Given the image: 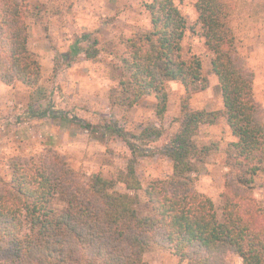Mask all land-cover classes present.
I'll return each instance as SVG.
<instances>
[{
  "label": "trees",
  "instance_id": "obj_1",
  "mask_svg": "<svg viewBox=\"0 0 264 264\" xmlns=\"http://www.w3.org/2000/svg\"><path fill=\"white\" fill-rule=\"evenodd\" d=\"M182 1L145 4L150 28L125 40L119 60L127 107L152 96L161 125L168 107L165 85L179 83L185 92L174 133L151 126L138 136L139 143L165 140L169 173L143 186L136 174L139 148L119 129L113 131L133 155L112 179L95 175L83 181L51 150L9 160L10 180L0 184V264H149L145 254L152 250L185 264H231L234 256L241 264H264V205L254 196L255 179L264 173V111L253 97L254 73L235 47L232 2L193 0L222 101L220 109L208 111L189 104L208 79L197 58L181 55L188 29ZM34 16L24 0H0V82L6 86L32 89L41 80L28 46L27 20ZM84 55L95 60L98 52ZM221 120L233 139L225 150L217 209L197 192L195 175L219 146H201L196 138L201 127ZM140 194L149 209L144 215L137 211Z\"/></svg>",
  "mask_w": 264,
  "mask_h": 264
},
{
  "label": "rangeland",
  "instance_id": "obj_2",
  "mask_svg": "<svg viewBox=\"0 0 264 264\" xmlns=\"http://www.w3.org/2000/svg\"><path fill=\"white\" fill-rule=\"evenodd\" d=\"M24 1L35 14L27 20L28 46L41 66V80L32 89L21 83L6 86L0 82V184L10 180L9 160L36 158L47 150L64 156L83 181L95 175L115 178L133 154L114 129L128 134V141L139 148L134 155L143 186L166 177L170 163L162 155L165 140L139 143L138 136L151 126H162L169 134L178 129L175 120L186 96L182 86L176 82L165 85L168 107L161 125L154 116L152 96L128 108V94L119 84L125 40L150 28L145 10L150 0ZM231 2L229 24L235 47L254 73L253 97L264 111V0ZM193 3L184 0L179 5L188 28L181 55L201 62L208 87L192 93L189 104L193 110H218L222 101L217 78L210 73L212 56ZM87 50L97 51V58H85ZM232 139L222 120L201 127L196 138L201 146H219L195 175L197 192L210 198L217 209L222 204L225 150ZM116 190L124 192L121 186ZM254 196L264 205V173L255 179ZM137 211L141 215L149 212L141 194ZM145 260L149 264H180L174 256L158 250L148 251ZM230 262L241 263L235 256Z\"/></svg>",
  "mask_w": 264,
  "mask_h": 264
},
{
  "label": "crops",
  "instance_id": "obj_3",
  "mask_svg": "<svg viewBox=\"0 0 264 264\" xmlns=\"http://www.w3.org/2000/svg\"><path fill=\"white\" fill-rule=\"evenodd\" d=\"M158 251H162V250H158ZM163 252H167V251H163ZM171 257H173L172 254H170L169 252H167ZM240 263V262H239ZM238 262H236L235 264H239ZM180 264H185V263H180ZM241 264V263H240Z\"/></svg>",
  "mask_w": 264,
  "mask_h": 264
}]
</instances>
